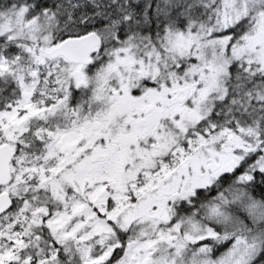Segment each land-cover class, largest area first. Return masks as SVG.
<instances>
[{
    "label": "snow or ice",
    "instance_id": "1",
    "mask_svg": "<svg viewBox=\"0 0 264 264\" xmlns=\"http://www.w3.org/2000/svg\"><path fill=\"white\" fill-rule=\"evenodd\" d=\"M0 264H264V0H0Z\"/></svg>",
    "mask_w": 264,
    "mask_h": 264
}]
</instances>
